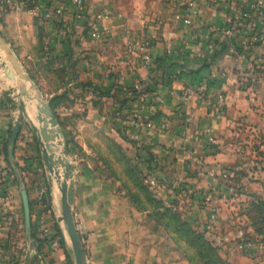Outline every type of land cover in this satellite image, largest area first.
Masks as SVG:
<instances>
[{
  "label": "crops",
  "instance_id": "obj_1",
  "mask_svg": "<svg viewBox=\"0 0 264 264\" xmlns=\"http://www.w3.org/2000/svg\"><path fill=\"white\" fill-rule=\"evenodd\" d=\"M46 1L71 10L42 22L28 9L0 8V34L32 66L50 103L59 96L52 107L61 129L53 140L55 167L63 174L64 159L72 167V210L88 264H194L177 220L162 212L170 207L194 226L203 223L210 209L203 194L212 191L219 211L225 173L242 161L239 124L264 102V43L245 34L231 39L224 29L255 0H87L86 20L74 16L70 0ZM100 11L104 17L95 27L102 36L96 38L89 21ZM143 38L151 42L148 62L137 43ZM12 86L0 76V264H25L29 251L37 253L31 264H78L59 177L43 155L40 100L31 97L35 110L26 105L18 114ZM220 92L226 95L222 109L213 104ZM134 115L170 125L143 127L132 140L122 124ZM6 145L12 154H5ZM22 187L40 252L26 231L20 235Z\"/></svg>",
  "mask_w": 264,
  "mask_h": 264
},
{
  "label": "rangeland",
  "instance_id": "obj_2",
  "mask_svg": "<svg viewBox=\"0 0 264 264\" xmlns=\"http://www.w3.org/2000/svg\"><path fill=\"white\" fill-rule=\"evenodd\" d=\"M7 42L9 43V41ZM10 46L12 51L18 54L14 46ZM0 55V76L9 79L13 83L9 91L15 89V95L18 99V102H14L13 97L10 99L12 106L18 108V114L22 110V106L25 109L26 105L28 107L31 106L30 111L32 112V108L35 110V105L30 100L31 97L35 96L34 89L30 86V83H27L26 87L30 91V95L23 94L21 85L26 82L18 74L16 75L15 67L2 48H0ZM20 61L32 77V66L22 57H20ZM3 62H6V64L3 65ZM259 62V65L262 64V62ZM255 68L258 70L262 69L260 66H255ZM10 75L11 77L16 76L20 81L9 78ZM32 79L40 87L39 81L35 80L34 76ZM263 103H259L260 106L258 108H261L256 111V115H254L252 120L244 119L241 121L243 124H239L244 130L240 131L241 135L237 137L235 143L237 144L236 149L241 154L242 161L239 166L230 168L235 170L230 180L236 185L238 195L233 196L226 193V196L220 202V210L218 211V234L221 237L227 236L228 240H225L226 242L223 244H219L220 248H217L215 244H210L202 234V231H200L202 230V221L195 225V229L192 226L185 225L184 229L180 230V235H183L184 238V248L188 251V255L194 264H264V249H247L240 246L246 236L257 238L264 242V214L257 212L254 205V202L259 203L262 201L264 203ZM44 149H47V145H44ZM225 169L228 170L229 168L225 167ZM59 176L61 180L63 174H59ZM229 196L232 198L229 199ZM164 217L173 219L169 213L164 214ZM185 218L187 217L185 216ZM199 219L202 220L198 217ZM25 231L24 224L20 235L23 234L25 236ZM241 231H243V234ZM257 256L259 257L257 258Z\"/></svg>",
  "mask_w": 264,
  "mask_h": 264
},
{
  "label": "built area",
  "instance_id": "obj_3",
  "mask_svg": "<svg viewBox=\"0 0 264 264\" xmlns=\"http://www.w3.org/2000/svg\"><path fill=\"white\" fill-rule=\"evenodd\" d=\"M73 4V14L78 18H82L86 20L88 18V8H87V0H70ZM0 8L3 10L9 9H17V8H25L30 10L34 15L39 18L42 22L50 21L53 19H57L58 16L63 15L65 11H70L71 9L67 5H58V6H49V2L46 0H0ZM104 17V11H100L95 14L92 20L89 21V26L93 29L91 34L93 37L101 38L102 33L95 27L98 19H102ZM224 32L231 39H237L240 35H247L249 37V41L253 43H264V0H255L250 7L243 10L239 16L236 18H230L229 24L225 27ZM139 48L142 52V56L145 62L150 61L151 53H150V45L151 42L148 38H143L139 42H137ZM253 66V64H252ZM141 95L146 97L149 95V91L143 89ZM161 100V97H158ZM226 101V95L223 92H220L217 95L216 101L214 104L215 107H219L222 109L224 103ZM169 121L166 119H162L160 121H156L152 115H146L145 117H141L138 115H134L131 118L123 119V133L132 140H139L141 135V129L143 127L148 128H161L166 129L169 128ZM207 174L217 179L219 177L218 172L215 168H209L207 170ZM228 177L223 176L228 180H224V190L226 193L230 195H238L236 185L229 181L232 172L225 173ZM218 180V179H217ZM147 182L152 187L159 186V182L153 176L147 177ZM214 194L212 191L205 192L203 194V201L210 205L209 212L206 216L205 221L202 223V229L207 233V235L213 239L218 245L223 244L228 240V237H221L218 234V208L213 205ZM8 199V194H4L2 196V200L5 202ZM44 232H51V228L49 226H45L41 228ZM243 234V231H241ZM246 236V235H244ZM229 242V241H228ZM240 246L243 248H253L257 250L264 249V242L253 237H244V240L240 243Z\"/></svg>",
  "mask_w": 264,
  "mask_h": 264
},
{
  "label": "water",
  "instance_id": "obj_4",
  "mask_svg": "<svg viewBox=\"0 0 264 264\" xmlns=\"http://www.w3.org/2000/svg\"><path fill=\"white\" fill-rule=\"evenodd\" d=\"M0 48H2L7 53L8 58L10 59L12 65L15 67L16 71L21 75V77L26 82L25 84L21 85L22 93L28 96L30 95V91L26 87L27 83H30V86L34 89V91L36 92V96L40 100L39 118L40 121L43 122V125L41 126V135L43 136V138L47 143V149H44L43 155L51 171L56 172L57 176L60 177L59 176L60 171L55 167L57 161L55 160L54 157V148H55L54 146L56 144L53 142V140L56 138L57 134L61 132V129L58 127L56 114L51 106V103L44 95L42 89L37 84H35L34 80L31 77V74L23 67L19 56L12 51L10 43H8L1 34H0ZM5 64L6 62H3V65ZM43 113L45 114V117L43 116ZM20 119L21 117H19L18 121L16 122V124L12 129V133L10 137L11 145L16 140L18 133L20 131V126H21ZM9 150H10L9 152H11L12 154L13 150L11 148ZM60 161L61 164L64 165V178L62 180H60L59 178L60 189L63 194L62 197L63 217L67 224L75 248V254L78 260V264H88L85 248L81 236L78 232L72 210V206L74 203V196H75V188L72 181V177H73L72 167L70 166V164L66 159ZM21 193L23 197L24 212H25L26 234L30 235L32 230L30 197L26 187L21 188Z\"/></svg>",
  "mask_w": 264,
  "mask_h": 264
},
{
  "label": "trees",
  "instance_id": "obj_5",
  "mask_svg": "<svg viewBox=\"0 0 264 264\" xmlns=\"http://www.w3.org/2000/svg\"><path fill=\"white\" fill-rule=\"evenodd\" d=\"M238 46V45H237ZM240 47V46H239ZM33 78V76H32ZM59 96H56V97H53L52 98V101H51V106L53 107L55 105V100L58 98ZM12 131H10V135H11ZM4 152L5 154H9V149H8V146L6 145L5 148H4ZM232 173L234 174L235 173V170L232 169ZM233 174L231 177H233ZM20 182V181H19ZM143 186V185H141ZM143 188V187H142ZM254 205L256 207V211L259 212V213H263L264 214V203L261 201L259 203H255L254 202ZM166 213H169L174 220H177V223H178V227H177V230L180 232L181 229H184V226L185 225H188V226H192V228H196L187 218L183 217L179 212L177 211H174L172 210L170 207H166V210L162 212V214H166ZM172 219V220H173ZM58 231L56 232V236H59L60 233L58 232H61V230L58 228L57 229ZM202 231V234L205 236V238L207 239V241L210 243V244H215V246L217 248H220V245H218L213 239H211L207 233L202 229L200 230ZM199 232V231H198ZM183 236V235H182ZM30 239L33 240L34 242V247L38 250V252H40L41 250V242L42 240L37 236L36 234V231L34 229H32L31 233H30ZM37 259V253L33 254L32 253H28L26 255V258H25V264H31L32 262H35Z\"/></svg>",
  "mask_w": 264,
  "mask_h": 264
},
{
  "label": "bare ground",
  "instance_id": "obj_6",
  "mask_svg": "<svg viewBox=\"0 0 264 264\" xmlns=\"http://www.w3.org/2000/svg\"><path fill=\"white\" fill-rule=\"evenodd\" d=\"M17 74L21 77V75L17 72ZM35 93V96H36V92L34 91ZM37 97V96H36ZM38 98V97H37ZM43 116L45 117V114L43 113ZM42 122V121H41ZM43 123V122H42ZM62 165V164H61ZM64 167V165H62ZM64 178V170H63V176H62V179ZM61 179V180H62Z\"/></svg>",
  "mask_w": 264,
  "mask_h": 264
}]
</instances>
